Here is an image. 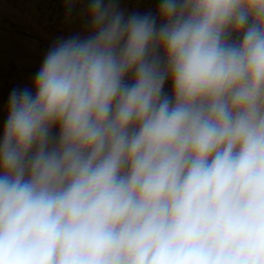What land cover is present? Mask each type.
Instances as JSON below:
<instances>
[{
  "label": "clouds",
  "instance_id": "obj_1",
  "mask_svg": "<svg viewBox=\"0 0 264 264\" xmlns=\"http://www.w3.org/2000/svg\"><path fill=\"white\" fill-rule=\"evenodd\" d=\"M88 16L9 95L0 264H264V0Z\"/></svg>",
  "mask_w": 264,
  "mask_h": 264
},
{
  "label": "rangeland",
  "instance_id": "obj_2",
  "mask_svg": "<svg viewBox=\"0 0 264 264\" xmlns=\"http://www.w3.org/2000/svg\"><path fill=\"white\" fill-rule=\"evenodd\" d=\"M107 2V0H106ZM127 18L132 13L158 17L162 0H115ZM91 0H0V140L13 90H32L45 54L60 39L89 35ZM161 57L163 53H160ZM131 83L132 78H126ZM164 94L172 96L171 80ZM53 128L52 136L58 135Z\"/></svg>",
  "mask_w": 264,
  "mask_h": 264
}]
</instances>
